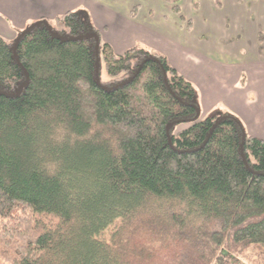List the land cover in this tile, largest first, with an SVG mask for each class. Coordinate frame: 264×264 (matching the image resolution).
I'll return each instance as SVG.
<instances>
[{
    "label": "trees",
    "instance_id": "obj_1",
    "mask_svg": "<svg viewBox=\"0 0 264 264\" xmlns=\"http://www.w3.org/2000/svg\"><path fill=\"white\" fill-rule=\"evenodd\" d=\"M169 244L165 264H264V139L199 117L165 56L115 52L85 12L0 35V264H149Z\"/></svg>",
    "mask_w": 264,
    "mask_h": 264
},
{
    "label": "crops",
    "instance_id": "obj_2",
    "mask_svg": "<svg viewBox=\"0 0 264 264\" xmlns=\"http://www.w3.org/2000/svg\"><path fill=\"white\" fill-rule=\"evenodd\" d=\"M134 1L138 0H0V35L15 38L28 23L69 9L101 19L93 23L99 33L108 28V22H103L107 16L119 27L137 26L148 36L171 43L181 54H195L199 64L198 74L193 75L201 81L204 102L213 106L219 99H228L229 107L249 126L246 132L264 139V37L261 43L257 40L258 31L264 35V0H219V6L213 0H180L181 12L191 21L190 29L163 0H145L143 10L131 18ZM121 35L130 38L125 32ZM104 40L115 52L132 43L116 46L108 37ZM242 77L248 78L246 87H234Z\"/></svg>",
    "mask_w": 264,
    "mask_h": 264
},
{
    "label": "rangeland",
    "instance_id": "obj_3",
    "mask_svg": "<svg viewBox=\"0 0 264 264\" xmlns=\"http://www.w3.org/2000/svg\"><path fill=\"white\" fill-rule=\"evenodd\" d=\"M137 4L138 10L137 12H141L143 10V7L145 4H147V1L145 0H138L134 1L132 5ZM131 5V6H132ZM157 6L154 5L153 8H156ZM88 18L92 23L98 22L101 19H99L97 16L91 13H87V11H84ZM93 15V16H92ZM104 15H101V17ZM106 16V15H105ZM103 21L104 23L108 22V28L107 29H100L101 36L105 39L108 37V40L116 45L120 46L124 42L131 40L132 43H130L125 49L131 47V46H140L149 51L151 54H162L165 56L167 62L175 67L176 71L181 74L185 79L189 80L194 89H195V101L199 108V117H205L209 115H213L215 117H220L225 114H231L234 115L239 119V121L242 123L245 130H248L249 126H247L245 119L233 109V107H229V100L226 98L219 99L215 101L216 104L213 106H209L208 103L204 102L203 96L204 92L202 90L201 81H197V78L194 75L198 74V71L196 69V65L199 64V60L195 57V54H181L176 50V47L172 45L169 42H165L164 40H158L157 38L153 37L152 35H147L144 31H142L140 28L128 26L127 24L124 27H119L117 24H113V19L110 17H104ZM95 24V23H94ZM102 24V23H101ZM102 26V25H100ZM125 32L129 34L130 38H124L121 34ZM14 38H10L9 40L12 41ZM161 42V43H160ZM178 48V46H177ZM125 49H122L119 52L124 51ZM99 76L102 80L107 79L108 76L106 74L104 63L103 61L100 62L99 66ZM245 72H242L241 74H244ZM194 74V75H193ZM198 77V76H197ZM248 82V78L242 77L239 78L236 83L234 84V87L237 86L238 88L242 89L246 87ZM231 87L230 89L234 88ZM211 98V94L209 96ZM218 96L215 94L214 99H217ZM251 98L254 100L255 94L251 95ZM184 126V125H183ZM179 127H182L180 125ZM106 233H110V228L106 230ZM167 243V241H165ZM163 242V243H165ZM173 245L169 244L168 247H163L162 249L155 252V254L151 257H147L149 259V264H165L166 259H169L172 251ZM155 249V248H154ZM232 264H245L240 260H234Z\"/></svg>",
    "mask_w": 264,
    "mask_h": 264
},
{
    "label": "water",
    "instance_id": "obj_4",
    "mask_svg": "<svg viewBox=\"0 0 264 264\" xmlns=\"http://www.w3.org/2000/svg\"><path fill=\"white\" fill-rule=\"evenodd\" d=\"M93 35H94L95 39H97V35H95V34H93ZM97 64H98V63H97V61H96V65H97ZM169 126H170V124H167V125H166V130H168ZM242 137H243V135H242Z\"/></svg>",
    "mask_w": 264,
    "mask_h": 264
}]
</instances>
